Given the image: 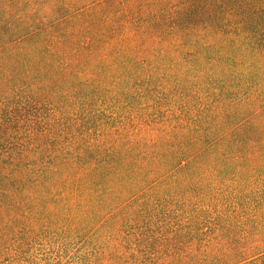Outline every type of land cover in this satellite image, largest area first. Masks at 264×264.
Segmentation results:
<instances>
[{"label": "trees", "instance_id": "16d2710c", "mask_svg": "<svg viewBox=\"0 0 264 264\" xmlns=\"http://www.w3.org/2000/svg\"><path fill=\"white\" fill-rule=\"evenodd\" d=\"M0 264H264V0H0Z\"/></svg>", "mask_w": 264, "mask_h": 264}, {"label": "rangeland", "instance_id": "374dc122", "mask_svg": "<svg viewBox=\"0 0 264 264\" xmlns=\"http://www.w3.org/2000/svg\"><path fill=\"white\" fill-rule=\"evenodd\" d=\"M71 237L75 238L74 243L78 245L79 243L84 241V239H88L90 237V234L81 233V234L74 235Z\"/></svg>", "mask_w": 264, "mask_h": 264}]
</instances>
